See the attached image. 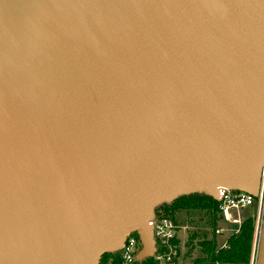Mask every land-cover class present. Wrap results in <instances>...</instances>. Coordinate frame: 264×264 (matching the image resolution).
Returning <instances> with one entry per match:
<instances>
[{
	"label": "water",
	"instance_id": "1",
	"mask_svg": "<svg viewBox=\"0 0 264 264\" xmlns=\"http://www.w3.org/2000/svg\"><path fill=\"white\" fill-rule=\"evenodd\" d=\"M263 164L264 0H0V264L141 261L157 206Z\"/></svg>",
	"mask_w": 264,
	"mask_h": 264
},
{
	"label": "built area",
	"instance_id": "2",
	"mask_svg": "<svg viewBox=\"0 0 264 264\" xmlns=\"http://www.w3.org/2000/svg\"><path fill=\"white\" fill-rule=\"evenodd\" d=\"M216 202V216L218 226L213 230L214 236H228L239 234L244 220L255 219V232L261 226L264 214V164L260 171L259 187L256 196H251L237 189H218V200ZM245 209H251L250 216H243ZM152 228L153 253L150 256L153 264H176L179 256V225L175 216L163 215L153 212L150 221ZM228 244L225 242L220 246L221 250H226ZM141 250V243L137 230L127 232L120 247L112 252L118 253L120 264H135L137 254Z\"/></svg>",
	"mask_w": 264,
	"mask_h": 264
},
{
	"label": "trees",
	"instance_id": "3",
	"mask_svg": "<svg viewBox=\"0 0 264 264\" xmlns=\"http://www.w3.org/2000/svg\"><path fill=\"white\" fill-rule=\"evenodd\" d=\"M204 209L210 216L211 225L214 228L218 225L216 216V202L209 196L199 193H192L180 196L171 203H163L155 208V212L163 215L175 216L181 210ZM253 223L251 219L243 222L240 232L236 236H231L228 241V248L215 252L214 236L211 240H202L198 243L205 258L195 259L192 264H248L251 241H252ZM98 264H120L118 253L103 254ZM135 264H153L150 257H146Z\"/></svg>",
	"mask_w": 264,
	"mask_h": 264
},
{
	"label": "rangeland",
	"instance_id": "4",
	"mask_svg": "<svg viewBox=\"0 0 264 264\" xmlns=\"http://www.w3.org/2000/svg\"><path fill=\"white\" fill-rule=\"evenodd\" d=\"M251 211V209H245L243 211V216H250V213H252ZM175 219L180 228L178 234L179 256L176 264H192L195 259L205 258L206 256L202 252L198 243L204 239L211 240L212 236H214L208 212L204 209L181 210L175 214ZM249 219L252 220L253 231L248 264H254L260 228L255 232V219ZM229 239L230 237L228 236V233L218 237L214 236V251H221L220 246L225 242L228 244Z\"/></svg>",
	"mask_w": 264,
	"mask_h": 264
}]
</instances>
